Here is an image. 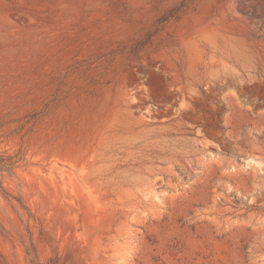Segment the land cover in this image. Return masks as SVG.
<instances>
[{
  "label": "rangeland",
  "instance_id": "374dc122",
  "mask_svg": "<svg viewBox=\"0 0 264 264\" xmlns=\"http://www.w3.org/2000/svg\"><path fill=\"white\" fill-rule=\"evenodd\" d=\"M0 264H264V0H0Z\"/></svg>",
  "mask_w": 264,
  "mask_h": 264
},
{
  "label": "bare ground",
  "instance_id": "6f19581e",
  "mask_svg": "<svg viewBox=\"0 0 264 264\" xmlns=\"http://www.w3.org/2000/svg\"><path fill=\"white\" fill-rule=\"evenodd\" d=\"M225 75V74H224ZM235 75V74H234ZM233 76V75H232ZM220 78L222 77V75H218V74H210L209 72L205 71L203 72L202 74H198L196 76V78L192 79V81H188L186 83L185 86L183 87H180V91L182 92L180 95H181V104H180V107L178 109V116L179 118L183 119L186 115V112L188 110H191L192 108V102L194 101V96H196L197 94H201V90L199 88V86H197L195 83H194V80H198V81H201V80H208L207 82V87L209 89H211L212 91H215L216 89V86H217V83H211V78ZM224 78V77H223ZM232 78V77H231ZM219 79V80H220ZM240 79H241V76H240ZM215 81V80H214ZM221 81V80H220ZM223 81H221L222 83ZM223 85V84H222ZM182 88L186 89L187 90V94H184L183 91H182ZM204 144V148L206 147V144L205 142H203Z\"/></svg>",
  "mask_w": 264,
  "mask_h": 264
}]
</instances>
